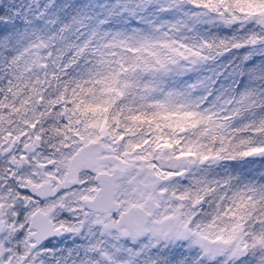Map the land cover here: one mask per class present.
<instances>
[{
  "label": "snow or ice",
  "instance_id": "1",
  "mask_svg": "<svg viewBox=\"0 0 264 264\" xmlns=\"http://www.w3.org/2000/svg\"><path fill=\"white\" fill-rule=\"evenodd\" d=\"M0 264H264V0H0Z\"/></svg>",
  "mask_w": 264,
  "mask_h": 264
}]
</instances>
